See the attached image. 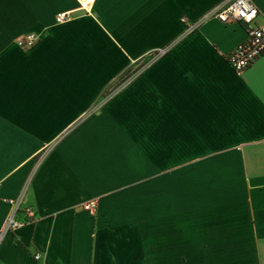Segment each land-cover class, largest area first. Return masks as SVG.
Here are the masks:
<instances>
[{"label": "crops", "instance_id": "obj_1", "mask_svg": "<svg viewBox=\"0 0 264 264\" xmlns=\"http://www.w3.org/2000/svg\"><path fill=\"white\" fill-rule=\"evenodd\" d=\"M220 1L0 0V228L23 189L36 216L0 264H264V53L237 74L245 26L185 32Z\"/></svg>", "mask_w": 264, "mask_h": 264}, {"label": "built area", "instance_id": "obj_2", "mask_svg": "<svg viewBox=\"0 0 264 264\" xmlns=\"http://www.w3.org/2000/svg\"><path fill=\"white\" fill-rule=\"evenodd\" d=\"M93 1L76 0L78 5L77 9L85 13H90ZM259 15L258 8L251 0H222L204 13L197 22L187 24L186 32L192 31L199 23L209 18H215L222 24H239L245 26L246 38L232 47L224 55L225 61L232 70L240 74L264 53V19L259 20ZM70 16V11L58 12L55 16V21L62 22L70 18ZM185 20V18H182V21ZM37 39L35 34L28 33L17 38L15 43L20 48L27 49L32 47ZM167 47L149 52V58L154 59L162 55ZM113 91L114 88L109 89L108 96L106 95V97L114 94L115 91ZM24 190L17 197L6 199V202L9 204V210L0 228V238L5 232L14 231L24 224L36 220L33 208L23 202ZM82 208L95 212L96 202L94 200L88 201L82 205ZM33 258L39 260L40 254L35 253Z\"/></svg>", "mask_w": 264, "mask_h": 264}, {"label": "rangeland", "instance_id": "obj_3", "mask_svg": "<svg viewBox=\"0 0 264 264\" xmlns=\"http://www.w3.org/2000/svg\"><path fill=\"white\" fill-rule=\"evenodd\" d=\"M186 19V18H185ZM195 29V28H194ZM186 32V30H185ZM167 47V46H166ZM169 47V46H168ZM167 47V48H168ZM148 61H150L151 59H147ZM147 64V61L144 60L142 62H138L137 65L133 68L132 72L131 73H128L126 74L124 77L120 78L119 79V82L116 84V86H113L114 88V91L116 92L117 90H119L123 85H125L126 81L128 82L130 79H132L137 73L139 70H141L144 66H146ZM112 88V89H113ZM113 91V92H114ZM109 92V90H107V92L105 93V95H107ZM108 96V95H107Z\"/></svg>", "mask_w": 264, "mask_h": 264}]
</instances>
